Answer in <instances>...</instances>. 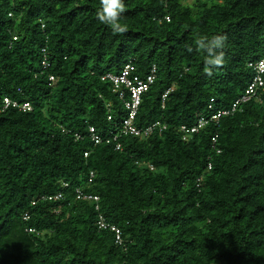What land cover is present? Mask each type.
Masks as SVG:
<instances>
[{
  "label": "trees",
  "instance_id": "16d2710c",
  "mask_svg": "<svg viewBox=\"0 0 264 264\" xmlns=\"http://www.w3.org/2000/svg\"><path fill=\"white\" fill-rule=\"evenodd\" d=\"M124 3L114 34L100 0H0V264H264V87L188 141L179 131L244 93L247 62L264 59V0ZM215 35L224 66L209 77L195 41ZM129 61L140 77L155 67L134 124L165 128L147 137L121 133L127 111L100 79Z\"/></svg>",
  "mask_w": 264,
  "mask_h": 264
},
{
  "label": "built area",
  "instance_id": "2783aa9c",
  "mask_svg": "<svg viewBox=\"0 0 264 264\" xmlns=\"http://www.w3.org/2000/svg\"><path fill=\"white\" fill-rule=\"evenodd\" d=\"M15 38V37H14ZM41 51L43 52V59L41 61V66L43 69H46L49 67V62L46 59L44 53L45 48H42ZM247 66L252 69L254 72L252 79L250 83L248 84L247 88L245 89L244 93L238 97L230 111L226 110H218L215 112H211L209 117L205 115H199L197 118L196 123L193 126H186L181 125L179 127V131L181 133V138L183 141H188L192 134L197 133L199 130H201L209 121H217L221 115H225L229 112H234L237 109V106L240 105L242 102L248 101L251 98H258V90L264 87V59H259L256 61H249L247 62ZM133 65L131 61L127 62L122 70L119 73H104L101 75L100 79L102 81H109L112 84V90L113 92H116L118 95V98L121 99L124 108L127 111L126 117L122 121V128L121 133L129 134L133 136H142L147 137L149 136L154 130L158 129L163 130L165 128V125L161 124L159 121H155L151 123L150 125L140 128L137 127L134 124V119L137 114L142 94L149 88V86L153 83L155 79V67L152 66L151 71L146 74L144 77H140L139 75L132 74ZM50 81H54V77H49ZM172 88H168L165 90L164 94L162 95V101L166 94L171 90ZM4 108L8 106H17L22 111H29L31 110V105L29 102H22L19 103L18 101L11 100L7 97L3 98ZM208 108L212 110V106L209 104ZM110 118V117H108ZM90 132V139L95 143H100L101 137L95 133L94 128L89 127ZM76 138H79V135H75ZM115 140V137L113 138ZM213 142H215V138L212 139ZM109 140H107L108 142ZM115 149H120V145L116 144ZM216 152H219L217 149ZM86 156L87 153H84ZM211 167V164H207V168L209 169ZM150 169H152V166H150ZM93 176V173H90V177ZM91 178H89V181ZM77 192V198H86L89 200H92L95 202V209L98 210V204L96 202L98 201V197L95 195H82L79 190ZM62 194L58 192L55 195H43L41 196V199H54L57 200L61 198ZM34 204V202H32ZM28 218V215L25 214L23 216V219L26 220ZM96 227L98 230H110L114 232L115 235V241L117 243H121V236H120V229L114 225L111 224L101 213L97 215L96 219ZM28 232H35L33 228L27 229Z\"/></svg>",
  "mask_w": 264,
  "mask_h": 264
},
{
  "label": "clouds",
  "instance_id": "9594fccd",
  "mask_svg": "<svg viewBox=\"0 0 264 264\" xmlns=\"http://www.w3.org/2000/svg\"><path fill=\"white\" fill-rule=\"evenodd\" d=\"M126 11L124 0H100V8L96 13V17L100 23L111 27L113 33L124 34L127 31L126 25H121L120 20L122 14ZM226 35H215L211 39L206 36L199 37L195 43L197 51L206 53L204 60L203 72L211 77L214 69H219L224 66L225 42ZM188 52H192V47H188Z\"/></svg>",
  "mask_w": 264,
  "mask_h": 264
},
{
  "label": "rangeland",
  "instance_id": "374dc122",
  "mask_svg": "<svg viewBox=\"0 0 264 264\" xmlns=\"http://www.w3.org/2000/svg\"><path fill=\"white\" fill-rule=\"evenodd\" d=\"M194 1L195 0H184L185 3H190V4L194 3Z\"/></svg>",
  "mask_w": 264,
  "mask_h": 264
}]
</instances>
